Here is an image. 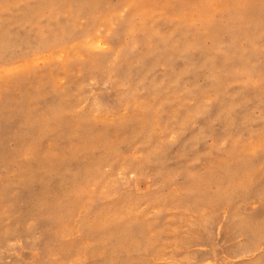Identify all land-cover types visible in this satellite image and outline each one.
Listing matches in <instances>:
<instances>
[{
    "label": "rangeland",
    "instance_id": "374dc122",
    "mask_svg": "<svg viewBox=\"0 0 264 264\" xmlns=\"http://www.w3.org/2000/svg\"><path fill=\"white\" fill-rule=\"evenodd\" d=\"M0 264H264V0H0Z\"/></svg>",
    "mask_w": 264,
    "mask_h": 264
}]
</instances>
